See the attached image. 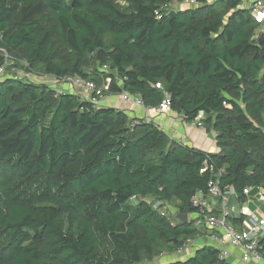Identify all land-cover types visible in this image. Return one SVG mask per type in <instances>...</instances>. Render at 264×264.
I'll return each mask as SVG.
<instances>
[{"label": "trees", "instance_id": "1", "mask_svg": "<svg viewBox=\"0 0 264 264\" xmlns=\"http://www.w3.org/2000/svg\"><path fill=\"white\" fill-rule=\"evenodd\" d=\"M170 1L0 0V48L16 70L95 87L109 79L96 97L138 95L147 107L168 95V110L185 121L203 113L217 148L173 141L152 121L5 73L0 264L151 262L198 231L142 197L189 213L190 198L219 172L240 199L246 186L264 191V22L240 0L168 18L161 5ZM162 264L231 263L204 245Z\"/></svg>", "mask_w": 264, "mask_h": 264}, {"label": "built area", "instance_id": "2", "mask_svg": "<svg viewBox=\"0 0 264 264\" xmlns=\"http://www.w3.org/2000/svg\"><path fill=\"white\" fill-rule=\"evenodd\" d=\"M213 1L215 0H172L169 3L161 5V9L168 14L170 11H176L178 8H181L182 4L197 6L203 2L211 3ZM240 2L241 6L250 11V14L255 22H264V0H240ZM156 13L159 15L158 12ZM0 51L5 58V63L0 66V75H2L0 76L1 78L5 76V73L6 75L11 74L5 71V66L8 64V61H13L9 58L5 49L0 48ZM102 69H107V66L104 64ZM15 71L17 73L11 74L14 78L24 77L31 80L29 76L36 75L24 70ZM20 71L22 74H18ZM47 78L52 80L51 84L67 83L80 86L83 88L84 92L88 94L87 99L91 100L95 104H99L101 99V97L98 98L95 95H99L103 90H106L109 82V79H107L100 87H95L92 82L84 81L77 76H69L61 79L53 77ZM156 87L160 88L161 86L158 83L156 84ZM120 97L125 103H130L133 106L144 107L142 100L138 95L121 93ZM156 108L160 112L168 110L169 96L166 95ZM199 115L202 116L203 113H199ZM188 124L190 126H200V118L197 116L193 121L188 122ZM219 176L220 172L216 173V175L210 179L205 192L198 190L190 198V205L193 211L186 213L187 222H191L197 229V236L187 238L175 252L169 254L164 253L157 258L166 256L169 260L174 261L191 256L194 251L200 247L196 243L197 238L205 237L209 245L218 250V256L221 259L229 261V257L234 253L232 252L233 249L239 252L238 258L243 264H249V262H258L262 260L264 261V255L260 252V243L264 240L263 189L259 187L255 192L257 193V197L262 199L260 204H257V202L254 201L255 198L251 197L250 186H246L242 189L244 197L243 199H240L238 193L232 186L226 188H222L220 186ZM141 199L146 201L148 204H151L154 209L159 210L162 215H168L167 210L169 208V204H173L166 200H160L153 197H142ZM251 202L255 203L256 208L252 211H248L247 207ZM242 216L243 219L240 221ZM176 218H178L177 215ZM233 220L236 221L233 222ZM188 251H192V254ZM151 262H144L142 264H149Z\"/></svg>", "mask_w": 264, "mask_h": 264}, {"label": "crops", "instance_id": "3", "mask_svg": "<svg viewBox=\"0 0 264 264\" xmlns=\"http://www.w3.org/2000/svg\"><path fill=\"white\" fill-rule=\"evenodd\" d=\"M53 88L61 93H75L81 98H87L88 95L80 86H75L67 83L55 84ZM99 104L103 106L116 107L124 110L130 116L140 117L144 118L147 121H152L153 123L159 125V127L164 130L169 138L173 141L184 143L205 151L214 152L217 150L214 142V134L211 130H207L203 125L190 126L188 122L183 119L182 114L171 109L160 112L155 107L133 106L130 103H125L124 101H122L120 94H105L101 97ZM198 117L201 119L203 115H198ZM251 197H257V193H251ZM254 205V202H251L247 207L248 211L254 210ZM196 243L200 247L209 245L205 237L198 238L196 240ZM188 252L192 254V251ZM232 252L234 253L229 257V262L231 264H243L239 261V252L233 249ZM249 264H264V261L262 260L258 262H249Z\"/></svg>", "mask_w": 264, "mask_h": 264}, {"label": "rangeland", "instance_id": "4", "mask_svg": "<svg viewBox=\"0 0 264 264\" xmlns=\"http://www.w3.org/2000/svg\"><path fill=\"white\" fill-rule=\"evenodd\" d=\"M190 6H188L187 4H182V9H185V8H189ZM17 68V67H16ZM15 66L13 65V62L11 61H8V64L5 66V71L7 73H11V74H15L17 73L15 70H16ZM18 69H21V68H18ZM22 70V69H21ZM18 74H22L21 71L20 73ZM2 76V75H0ZM29 78L33 81H37V82H46L48 84H51V79H48L47 77H41L39 75H34V76H29ZM55 85V84H54ZM53 85V86H54ZM57 87V86H56ZM257 202V204H260L262 202V199L260 197H255V200ZM255 204V203H254ZM254 208H256V206L254 205ZM177 210H176V206L174 204H169V208L167 210V213L168 215H170L172 218L176 217L177 215ZM198 239V238H197ZM169 261V258L164 256V257H161V258H155L151 263L149 264H162L164 262H167Z\"/></svg>", "mask_w": 264, "mask_h": 264}, {"label": "water", "instance_id": "5", "mask_svg": "<svg viewBox=\"0 0 264 264\" xmlns=\"http://www.w3.org/2000/svg\"><path fill=\"white\" fill-rule=\"evenodd\" d=\"M174 14H175V11H170V12L167 14V17L170 18V17H172ZM262 38H263V35L260 36V39H262ZM177 217H178V219H179L181 222H184V223L187 222V214H186V213H178V214H177Z\"/></svg>", "mask_w": 264, "mask_h": 264}]
</instances>
